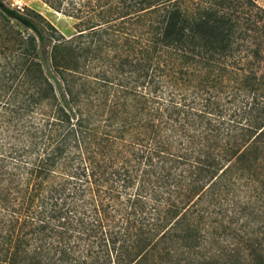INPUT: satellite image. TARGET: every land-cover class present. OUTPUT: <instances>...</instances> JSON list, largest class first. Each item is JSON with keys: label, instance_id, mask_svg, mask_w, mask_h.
Masks as SVG:
<instances>
[{"label": "trees", "instance_id": "16d2710c", "mask_svg": "<svg viewBox=\"0 0 264 264\" xmlns=\"http://www.w3.org/2000/svg\"><path fill=\"white\" fill-rule=\"evenodd\" d=\"M44 2L76 34L0 0V264H264V8Z\"/></svg>", "mask_w": 264, "mask_h": 264}, {"label": "rangeland", "instance_id": "374dc122", "mask_svg": "<svg viewBox=\"0 0 264 264\" xmlns=\"http://www.w3.org/2000/svg\"><path fill=\"white\" fill-rule=\"evenodd\" d=\"M257 4L264 8V0H255ZM9 6L19 9L24 13H27L26 9H31L36 12L41 13L46 17L55 27L63 33L65 36L69 37L76 34L75 30V20L68 18L60 13H56L51 10L44 2V0H4ZM47 67V60L45 62ZM242 184V183H241ZM264 222V218L261 220Z\"/></svg>", "mask_w": 264, "mask_h": 264}]
</instances>
